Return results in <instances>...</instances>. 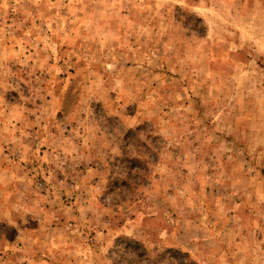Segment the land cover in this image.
Wrapping results in <instances>:
<instances>
[{"label":"rangeland","instance_id":"obj_1","mask_svg":"<svg viewBox=\"0 0 264 264\" xmlns=\"http://www.w3.org/2000/svg\"><path fill=\"white\" fill-rule=\"evenodd\" d=\"M133 260L264 264V0H0V264Z\"/></svg>","mask_w":264,"mask_h":264},{"label":"trees","instance_id":"obj_2","mask_svg":"<svg viewBox=\"0 0 264 264\" xmlns=\"http://www.w3.org/2000/svg\"><path fill=\"white\" fill-rule=\"evenodd\" d=\"M126 243H128V246H130V247H134V246L139 247V245H140L138 242H136L130 238L128 240H126ZM134 263H135V260L129 262L128 264H134Z\"/></svg>","mask_w":264,"mask_h":264}]
</instances>
